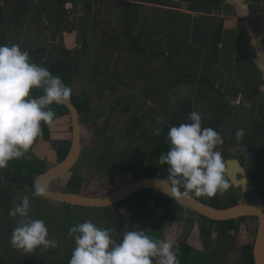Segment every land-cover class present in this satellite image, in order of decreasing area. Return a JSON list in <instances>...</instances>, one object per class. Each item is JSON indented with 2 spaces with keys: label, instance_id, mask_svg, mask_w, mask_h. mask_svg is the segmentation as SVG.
Here are the masks:
<instances>
[{
  "label": "crops",
  "instance_id": "0c3cea01",
  "mask_svg": "<svg viewBox=\"0 0 264 264\" xmlns=\"http://www.w3.org/2000/svg\"><path fill=\"white\" fill-rule=\"evenodd\" d=\"M192 1L0 0V44H19L30 53L33 63L48 57H62L74 60L80 75L97 71L99 77H104V83L97 79V85L93 82L88 85L83 80L93 96L94 108L89 116H84L83 122L91 128L90 134L97 133L98 138L109 136L114 140V136L115 140H128L136 137L139 143L145 140L149 144L157 136L155 130L164 128L165 120L179 126L190 123L191 112H198L202 128L210 127L221 134L223 144L217 148L224 162L237 159L245 170L247 184L242 176H239L238 187L230 183L229 191L238 204L264 205L261 191L264 189V0H215L200 4L199 10L191 9ZM211 31L218 33L215 50ZM168 61L182 74L170 72ZM189 75L194 77L189 78ZM108 97L112 98L110 109L114 111L109 112L107 121L117 122L116 116H120L123 125L113 127L108 123L101 132L95 119L98 117L96 121H101L106 114L102 113L98 99ZM66 119L60 118L63 124ZM80 128L83 133L82 120ZM241 128L245 135L237 140L235 134ZM50 131L52 134L51 128ZM146 134L149 140L143 138ZM118 147H121L119 143L111 141L105 149L94 152L97 156L103 154L100 151L106 152L104 156L115 154ZM145 150L147 148L142 152ZM34 156L45 161L36 152ZM55 161L56 153L49 166L54 168ZM66 182L56 180L50 185L64 187ZM81 188L85 190L84 182ZM28 192L29 216L38 219L44 211L51 214L61 228L53 225L55 222L50 226L45 223L48 239H55L59 244L47 249L40 246L32 252L14 248L10 238L19 217L0 212V264H69L75 246L74 239L68 235L73 226L71 220L68 221V217L73 216L72 207L36 196L34 189ZM221 196L217 193L207 198V202L192 197L207 204L220 202ZM21 198L18 195L10 201L16 206ZM37 208L41 212H37ZM102 209H110L111 234L117 239L121 229H116L119 211L115 206L93 208L87 210L93 211L88 213L82 210L76 219L98 216L101 219L96 211ZM163 212V207L156 209V215ZM129 215L126 212L125 218ZM124 221L119 222L127 225L128 221ZM159 222L150 237L172 245L186 226H192L187 238L194 249L191 260H202L206 249L200 242L198 215L188 210L168 211ZM126 230L135 229L132 225L129 229L126 226ZM234 235L229 240L235 243L237 255L234 252L232 256H238L240 244ZM216 238L213 232V239ZM221 250L227 252L222 256H229L230 248L225 246ZM211 255L215 256L213 251ZM153 264H159L158 257L153 258Z\"/></svg>",
  "mask_w": 264,
  "mask_h": 264
},
{
  "label": "clouds",
  "instance_id": "9594fccd",
  "mask_svg": "<svg viewBox=\"0 0 264 264\" xmlns=\"http://www.w3.org/2000/svg\"><path fill=\"white\" fill-rule=\"evenodd\" d=\"M42 89L39 98L30 95L31 89ZM72 89L60 77L30 59V53L19 44H0V169L9 161L23 157L42 135V124L51 125L58 117L50 107L71 99ZM190 123H181L168 130L171 145L161 153L159 163L168 165V176L157 183L177 201L195 196L213 197L231 187L225 177V162L217 146L223 144L221 134L214 129L202 128L201 115L193 111ZM159 135L160 130H155ZM236 139L244 129L236 131ZM183 189V191H181ZM46 185L37 183L34 195L44 196ZM30 201L27 196L9 211V216L19 217L12 231L10 243L14 248L32 252L37 247L56 248L59 241L48 239V228L42 219L29 216ZM74 239V249L69 264H180L173 245L152 239L142 230H126L119 240L111 229L100 228L85 220L69 228Z\"/></svg>",
  "mask_w": 264,
  "mask_h": 264
},
{
  "label": "trees",
  "instance_id": "16d2710c",
  "mask_svg": "<svg viewBox=\"0 0 264 264\" xmlns=\"http://www.w3.org/2000/svg\"><path fill=\"white\" fill-rule=\"evenodd\" d=\"M67 1L69 0H62V2ZM214 1L215 0H194L192 1L190 7H192V10H199L201 8L199 7L200 4L205 2L214 3ZM195 5L196 7H194ZM17 25L18 26L16 27L19 29L20 24L17 23ZM126 33L129 34L128 31H126ZM217 35L218 33L211 31V40L213 42L214 50L216 49L218 43ZM36 64L45 67L54 76L60 77L61 80L71 89L77 81L75 79L78 77L79 71L73 61L65 60V58L62 57H48L46 60H37ZM167 68L174 75H179L180 73L182 74L180 70L173 67L171 61L167 62ZM90 74V76L84 74V78H87L85 83L89 85L90 82H93L94 85H97L99 73L96 71L91 72ZM95 77L96 79H94ZM193 77L194 75H189V78ZM42 94V89L34 88L30 90V95L33 98H38ZM92 98L93 96L89 93V91L83 90L82 94L80 95H76L72 92L70 101L76 107L79 114L89 116L94 109L91 104ZM50 107L54 110L58 119L68 116V111L64 106L53 104ZM50 126L42 124V135L37 138L30 150L23 157L9 161L8 167L2 169L8 172L6 175L7 181L18 184L19 181L22 182L23 179H26L34 189L37 178L48 171L46 165L36 159L32 153L35 145L39 141L48 142L50 147L53 149L55 147L57 148H55L54 151L56 153L58 163L64 160L69 150L70 141L56 142L52 140ZM171 127H173V125L165 120L164 128L160 131L159 135L155 136L150 150L136 154L132 153V151H130L127 146L123 148L124 150L116 153L113 161L107 160L101 169L105 168L107 170L109 168L110 170L116 171L118 168H120L124 175L131 177L133 181L150 177L166 179L168 176V165H161L159 163V157L161 153H166L171 147L167 137L168 130ZM83 182L84 178L81 176H70L67 182L64 184L65 186L63 188H65V191L57 192L79 194ZM116 188H114L113 191ZM181 191H183V189H181ZM223 195H226L227 197L223 198L220 202L217 201V203L211 202L207 204L216 208H230L232 206L238 205L236 197L231 193V190H226L222 196ZM2 203L3 200L0 198V206ZM115 207H122L126 212L130 213L132 215L133 222L142 224L144 226L143 231H145V234L149 236L156 229L158 223H160V219L164 217L165 213L168 211L187 210L183 206H180L173 199L149 189L136 192L123 202L115 205ZM159 207H163L164 212L160 215H156V209ZM40 210V208H37V212H41ZM199 218L200 242L203 244L206 251H208H205V255L202 257V260H191L194 249L188 244L187 239L179 246L177 251V258L179 259L180 264H189V262H191V264H226L229 256L237 250L235 243H232V239L229 240V238L233 235V233H236L239 230L240 225L245 226L248 235L246 242L239 246L240 249L239 255L237 256V264H254L252 258V247L255 232L252 233L247 227L248 220L253 218H240L237 220L224 222L211 221L201 216H199ZM55 226L61 228L60 224L58 223H55ZM130 227L132 226L130 225ZM213 232H216L217 234L216 239H213ZM225 246L230 248L229 256H222L218 253V251H222L221 249ZM211 251L217 252L218 254H215L214 257L212 255L210 256Z\"/></svg>",
  "mask_w": 264,
  "mask_h": 264
},
{
  "label": "rangeland",
  "instance_id": "374dc122",
  "mask_svg": "<svg viewBox=\"0 0 264 264\" xmlns=\"http://www.w3.org/2000/svg\"><path fill=\"white\" fill-rule=\"evenodd\" d=\"M73 62L75 63V61L73 60ZM83 73V72H82ZM87 76H90L91 74L88 73L86 74ZM85 75H80L78 74V77L75 79L77 80L75 82V84L77 83V86H74L72 87V92L74 94H82L85 86L83 85V80L85 82V80L87 78H85ZM94 77V75H93ZM96 79V77L94 78ZM98 81H101L104 83V80H106L104 77H99L98 76ZM74 80V81H75ZM108 81V80H107ZM82 90H80V89ZM86 91H89V89H87V87L85 88ZM108 94L112 93L111 91L107 92ZM100 101V109L102 110V113L106 114L104 115V118L103 120H98V117H96L95 119V125L102 128V127H105V125L108 126V123L115 127L117 125H120L122 126L123 125V122H121V117L120 116H116L117 118V122H111L108 120L107 121V115H109V112L110 111H114L113 109H110L113 105H112V98L108 97L107 99H98ZM110 109V110H109ZM100 110V111H101ZM99 114V113H98ZM67 119L65 120V124L64 121L61 122L60 119H57L55 120L52 124H51V130H52V134H51V138L52 140L58 142L59 140H63L65 138H67L68 140H71V129H70V120H69V116L66 117ZM84 120V119H83ZM82 120V127H83V137L85 138L84 140V145H86L87 148H91L89 153H84V157L83 159H80V161L73 167V169L70 171V173H67L66 175H64L63 177L59 178L58 181H62L63 183L67 181V179H69L70 176L72 175H80L84 178V183L86 185V188L85 190H80V193L83 194V195H86V196H90V195H96V196H103L105 194H108L110 192L113 191V187L115 186V188L117 186H121V185H124L125 183H127L129 180H130V177L124 175L123 171H121L120 168H118L116 171L115 170H110L109 168L105 171V174L104 176H101L100 177V181H95V160H94V155L96 154V152H94V150H98L99 145L100 143L103 144L105 143V145L103 146V148L106 147V145L108 143H110L111 141H114V142H117L120 144L121 147H118L117 148V151L115 152V154H107L105 155V158L107 160H110V161H113L114 158H115V155L117 152H120L121 150H124L123 148L127 147L130 149V151H132V153H136V154H139V153H142V151L144 149H149L151 144H147L146 141L144 140L143 142L141 141L139 143V141H137V138L133 137V138H129L128 140H124V139H116L115 140V137L113 136L114 140L112 139H109L107 136L106 138L104 139H94V137H92V135L94 134H90V130L91 128L88 127L87 125V122H83ZM104 121V122H103ZM121 122V123H120ZM109 129V128H108ZM131 135H135L134 134H131ZM146 136V137H145ZM143 135V138L144 139H147L149 140V135L146 134V135ZM92 137V138H91ZM120 137V136H118ZM56 148V147H55ZM55 148H51L50 147V144L48 142H45V141H41V144L37 143L32 151L33 153V156L36 153H38V157L41 158L42 160H45L43 163L46 165V167L48 168V170H50L52 168V166L50 167L49 166V163L51 161V159H54L55 158V153L53 152L55 150ZM102 148V147H101ZM57 149V148H56ZM102 150V149H101ZM146 151V150H145ZM100 153L102 154H106L105 151H100ZM98 154V153H97ZM102 154V155H103ZM100 155V156H102ZM41 156V157H40ZM48 156V160L45 159L46 157ZM35 157V156H34ZM36 158V157H35ZM97 159V158H96ZM99 162V160H98ZM56 164V161L53 162L52 165H55ZM105 163H102L99 167L101 168L102 166H104ZM51 165V164H50ZM50 167V168H49ZM7 171H4V172H1L0 171V177L3 178L4 177V174L7 175ZM110 179V180H109ZM115 181V182H114ZM4 181H2L3 183ZM112 182H114V185L112 184ZM61 183V182H60ZM7 184H9L10 186L12 185V187H15L16 186V183H10L9 181H7ZM88 187V188H87ZM92 187H95V189L92 191L91 188ZM51 189L52 190H55V191H65V188H63L62 186H59V185H56L55 183H53L51 185ZM2 190V186H0V191ZM262 193L264 194V189H261ZM13 194L14 196L18 197V195H20L21 197L23 196H26V193H23V184L21 181L18 182L17 186L15 187V189L13 190ZM202 201H205L207 202L209 197H206V196H195V195H192ZM227 196L226 195H223L221 197V200L223 198H226ZM1 198V197H0ZM9 199H5L4 201L7 202ZM8 203V202H7ZM153 205V204H152ZM114 208V207H113ZM116 208V207H115ZM82 210H85V213H88V212H93V211H87V210H90V209H80L79 207H72V213H73V216L72 218L71 217H68V221L71 220L73 226L79 224V223H82L84 222L85 220H90L92 221L93 223H95L98 227L102 226V228H108V229H111V232H112V228H113V225H112V217H109L108 215V210L110 209H102L101 211H96V213H100L102 216L101 219L100 217H87L86 219H82L81 221H78V219H76V216L77 214H80L82 212ZM119 211L118 213V216H117V224H116V229H121L119 232H117V240H119L121 238V234L124 232L126 226L130 227V225L132 226L133 225V228L136 230H143V225L140 224V223H134L133 220H132V215L130 214L129 216L130 217H126V211L124 208H121V207H117V212ZM0 212H3L2 208L0 209ZM4 215V213H3ZM47 215V216H46ZM128 215V214H127ZM38 219H42L44 220L45 223H48L47 226H50L52 225L55 220L54 218L47 214V212L44 211V213L42 214V216ZM120 220H127L128 223L127 225H124L119 222ZM124 221V222H125ZM50 222V223H49ZM52 223V224H51ZM56 223V222H55ZM55 223L53 225H55ZM256 220L253 218V219H249L248 220V223H247V227L249 229V231H251L252 233L255 232V228H256ZM54 227V226H53ZM69 231V230H68ZM246 228L244 225H240V228H239V233H235V237H236V241L238 244L242 245L243 243L246 242V238H247V232H246ZM1 240V238H0ZM231 240V239H230ZM208 251V250H207ZM206 251V252H207ZM224 252L226 251H218L219 254H223ZM217 252H214L213 251V255L215 254H218ZM227 253V252H226ZM210 254V253H209ZM239 254V253H238ZM205 254H203L202 256L204 257ZM229 255V253H228ZM235 255L236 252H235ZM47 259V258H45ZM228 261H232L231 264H236V261H237V256H232V254L229 256V259Z\"/></svg>",
  "mask_w": 264,
  "mask_h": 264
},
{
  "label": "water",
  "instance_id": "95a60500",
  "mask_svg": "<svg viewBox=\"0 0 264 264\" xmlns=\"http://www.w3.org/2000/svg\"><path fill=\"white\" fill-rule=\"evenodd\" d=\"M39 98V97H38ZM68 111L71 129V140L68 153L63 161L54 168L40 175L37 183L46 185L47 191L43 198L55 203L88 209H101L115 206L140 190L149 189L156 193L163 194L176 201L187 210L215 222L233 221L240 218H254L256 220V230L253 238L252 258L254 264H264V205L242 203L230 208H216L191 196L186 200L177 201L175 197H170L157 183L164 179L150 177L126 183L120 188L103 196L91 197L81 193H61L51 191L50 184L58 180L78 163L81 156V128L79 124V113L76 107L69 100L61 104ZM225 174L234 187L241 183L239 176H242L244 184H247L245 170L237 159H229L225 162ZM242 181V183H243ZM192 232V226H186L173 245V251H178L179 246L184 243Z\"/></svg>",
  "mask_w": 264,
  "mask_h": 264
},
{
  "label": "flooded vegetation",
  "instance_id": "af4514ba",
  "mask_svg": "<svg viewBox=\"0 0 264 264\" xmlns=\"http://www.w3.org/2000/svg\"><path fill=\"white\" fill-rule=\"evenodd\" d=\"M83 118H84V115H82V114H79V119H80V126H81V120H83ZM50 128H51V126H50ZM99 130H101V132L102 131H104L103 130V128H101V129H99ZM99 137V135L96 133V134H94V139H99L98 138ZM101 139V138H100ZM109 139H111V138H109ZM84 140H85V138L83 137V133H81V156H80V159H83V157H84V153H89V152H91L90 151V149L91 148H87L86 147V145H84ZM70 141V140H69ZM59 142H61V140H59ZM151 143H149V145H150ZM105 145V143H103V144H101L100 143V145H99V147L100 148H98L99 150H103V149H105V148H103V146ZM102 147V148H101ZM151 147H152V144H151V146H150V148L149 149H147L146 151H148V150H150L151 149ZM140 154V153H139ZM97 158V159H96ZM80 159H79V161H80ZM94 160L96 161L95 162V176H94V178H95V181L97 182V181H100V177L101 176H104V175H106L105 174V171H106V169L105 168H103V169H101L99 166L102 164V163H106L107 162V159L105 158V156L103 155L102 157L101 156H97V155H94ZM98 160H99V162H98ZM78 161V162H79ZM56 163H58V162H56ZM57 164H55V166H56ZM0 171L1 172H4L5 170H2V169H0ZM70 173V172H69ZM72 176H74V175H72ZM71 176V177H72ZM110 180V179H109ZM0 181H1V183H0V186H2V190L0 191V197H1V199L3 200V203H2V205L0 206V209L2 208V210H3V212H9L10 210H12V209H14V205L12 204V202L10 201V199H12V200H15V196H14V192H13V190L15 189V187L17 186V183H16V186L15 187H12V185L10 186L9 184H7V177H6V175L4 174V177L3 178H1L0 177ZM2 181H4L3 183H2ZM133 180H132V178L130 177V180L127 182V183H129V182H132ZM59 182V181H58ZM115 182V181H114ZM114 182H112V184L114 185ZM22 183H23V193H26V195H30V193L28 192V191H30V189H33V187L31 186V184L29 183V181L28 180H26V179H23L22 180ZM126 184V183H125ZM124 184V185H125ZM121 186H123V185H121ZM121 186H117L118 188H120ZM113 188H115V186L113 187ZM118 188H116V189H118ZM50 190H51V185H50V188H49ZM115 189V190H116ZM9 199L7 202H5L4 200L5 199ZM197 215V214H196Z\"/></svg>",
  "mask_w": 264,
  "mask_h": 264
}]
</instances>
